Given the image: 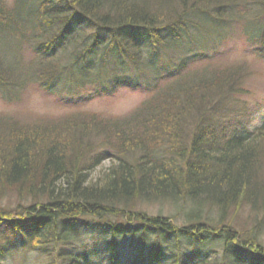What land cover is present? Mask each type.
I'll return each mask as SVG.
<instances>
[{
	"label": "trees",
	"instance_id": "obj_1",
	"mask_svg": "<svg viewBox=\"0 0 264 264\" xmlns=\"http://www.w3.org/2000/svg\"><path fill=\"white\" fill-rule=\"evenodd\" d=\"M12 2L0 0V42L21 36L27 22L35 28L40 66L35 78L46 94L64 73L82 81L85 69L79 67L99 50L102 69L118 55L145 78L128 85L154 77V90L124 116L73 112L34 123L0 117V189L16 190L20 203L11 211L0 209V226L22 236L23 246L45 249L49 264H92L81 254L53 250L69 242L68 232L86 218L114 238L155 236L158 241L140 252L141 264H264L261 235L239 229L232 217L243 208L257 215L259 204L264 209V123L238 134L241 123L226 121L250 94L247 63L189 69L202 63L204 54L187 57L155 78L172 43L197 39L194 31L203 29L197 20L222 30L238 27L246 44L264 37V0ZM44 26L48 33L53 30L46 41ZM70 38L83 44L72 62L49 63ZM142 66L155 76L149 78ZM2 69L5 91L14 92L9 85L24 86L10 82ZM127 78L114 74L112 82L118 88ZM106 161L110 165L94 178ZM162 200L191 205L184 223L133 209L137 202ZM165 243L174 245L172 252ZM110 249L117 264L115 241ZM7 253V246L0 247V261Z\"/></svg>",
	"mask_w": 264,
	"mask_h": 264
},
{
	"label": "rangeland",
	"instance_id": "obj_2",
	"mask_svg": "<svg viewBox=\"0 0 264 264\" xmlns=\"http://www.w3.org/2000/svg\"><path fill=\"white\" fill-rule=\"evenodd\" d=\"M13 6L12 0H6ZM24 16V15H23ZM250 18V17H249ZM28 19V17H27ZM202 25V30L194 29L196 40L193 44L186 42L173 43L169 52L165 53L159 62V74L156 79L163 77L167 71L175 70L187 57L202 56L204 61L200 64H191L189 69L196 70L208 64L218 68L231 66L234 63L245 62V71L248 72L247 87L250 94L239 101L233 115L226 117L232 125L235 121L241 123L240 131L252 130L264 123V37L259 36L258 40L246 44L240 28L232 27L222 30L221 27L197 20ZM26 29L21 36L12 39H3L0 42L1 69L6 72L10 82L17 81L23 83V87L9 85L14 92L9 93L0 86V117L12 118L22 123H34L43 118H58L62 115L73 112H93L105 116H124L132 112L142 102L152 94V79L141 80L135 83L142 73L138 70L124 66L121 57L116 56V60L110 62L106 69H102L103 51L99 50L96 56H88L81 64L79 70H84L82 81L71 78L70 72L59 77L51 90L46 94L44 89L37 84L35 74L39 70V60L35 56L37 44L33 42L35 28L27 22ZM264 28V26H263ZM45 35V40L50 33L47 27L41 30ZM201 41H197V40ZM72 38L68 39L64 47L53 52L55 58L49 63H59L58 65L68 66L73 60V52L77 48L81 50V41L73 43ZM82 47V48H81ZM103 49V48H102ZM42 55V53H41ZM148 57V55H146ZM43 70L44 66L41 67ZM129 68V69H128ZM141 71L146 75H154L155 72L148 66H142ZM128 77L124 80L123 86L116 88L113 84V76ZM80 78V77H79ZM73 79V81L71 80ZM145 79V78H140ZM136 80V81H135ZM148 80V81H147ZM135 81L132 87L128 85ZM132 84V83H131ZM151 88L148 90V88ZM8 88V89H9ZM237 128V127H234ZM233 134L229 130L228 135ZM110 161L104 162L97 171L93 173L94 178L100 175V171L110 165ZM164 201V200H162ZM263 202V201H261ZM16 190L9 188L0 189V209L11 211L19 205ZM23 204H25L23 202ZM176 204V205H175ZM187 203L153 202L139 203L133 207L134 210L141 211L149 216L174 217L178 223H184L191 205ZM208 206V204H207ZM247 206V205H245ZM258 214H251L249 208H243L232 212V217L237 221L239 229L250 231L255 229L261 235L264 244V215H261V204L257 207ZM258 216L254 224V218ZM97 222L92 218L80 221L78 229L68 235L70 241L63 245H58L54 252L59 253L61 249L71 253H78L88 257L92 264H113L111 262L110 244L115 241L117 244L118 262L117 264H141L140 252L151 248L158 240L155 236H117L105 235L103 231L97 229ZM68 238V237H67ZM23 238L15 234L13 230L5 226H0V247H8L0 264H49L45 249H32L31 246H23ZM168 253L172 252L174 245L163 244ZM148 261H145V264Z\"/></svg>",
	"mask_w": 264,
	"mask_h": 264
}]
</instances>
